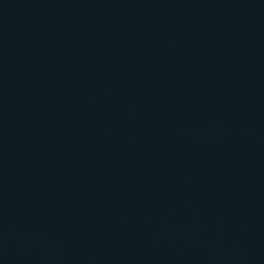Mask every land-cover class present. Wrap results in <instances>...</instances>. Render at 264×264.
<instances>
[{"label": "water", "instance_id": "obj_1", "mask_svg": "<svg viewBox=\"0 0 264 264\" xmlns=\"http://www.w3.org/2000/svg\"><path fill=\"white\" fill-rule=\"evenodd\" d=\"M0 264H264V0H0Z\"/></svg>", "mask_w": 264, "mask_h": 264}]
</instances>
